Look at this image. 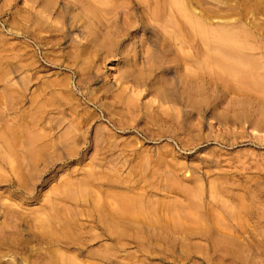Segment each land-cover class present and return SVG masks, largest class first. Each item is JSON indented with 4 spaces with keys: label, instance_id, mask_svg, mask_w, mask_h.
Returning a JSON list of instances; mask_svg holds the SVG:
<instances>
[{
    "label": "rangeland",
    "instance_id": "obj_1",
    "mask_svg": "<svg viewBox=\"0 0 264 264\" xmlns=\"http://www.w3.org/2000/svg\"><path fill=\"white\" fill-rule=\"evenodd\" d=\"M153 1L0 0V264H264V0Z\"/></svg>",
    "mask_w": 264,
    "mask_h": 264
},
{
    "label": "bare ground",
    "instance_id": "obj_2",
    "mask_svg": "<svg viewBox=\"0 0 264 264\" xmlns=\"http://www.w3.org/2000/svg\"><path fill=\"white\" fill-rule=\"evenodd\" d=\"M131 1V0H130ZM143 1V0H142ZM153 1V0H152ZM159 1V0H158ZM157 0H155V1H153V4L155 5L156 3L155 2H157V5L160 3V2H158ZM162 3H163V1L162 0H160ZM200 1V0H199ZM198 1V2H199ZM135 2V1H134ZM141 2V1H140ZM167 2H168V4H167V7H168V5H169V9L168 10H170V6H171V10H172V12H174V10L176 9V12H178V11H181V13L180 12H178V13H180V15L181 16H183V18L181 17V19H180V21H181V23L182 24H184V22H185V20H186V18L184 19V17H185V15L187 14V11L189 10V8L187 9L186 8V14H183V2H182V0H167ZM83 3V2H82ZM152 3V2H151ZM79 4V3H78ZM78 4H77V6H78ZM144 4V3H143ZM145 4H146V2H145ZM164 4V3H163ZM83 5V4H82ZM86 5V4H85ZM147 5V4H146ZM152 5V4H151ZM160 5V4H159ZM198 5V4H197ZM139 5L137 4V3H134V7H138ZM148 6H150V5H148ZM98 7V6H97ZM147 7V6H146ZM151 7V6H150ZM159 7V6H158ZM165 6H163V8H164ZM175 7H179V9L177 10V8H175ZM103 8V7H102ZM102 8H99V9H102ZM162 8V9H163ZM173 8V9H172ZM191 8V7H190ZM81 9H82V7H81ZM84 9V8H83ZM137 9V8H136ZM143 9V8H142ZM147 9H149L148 7H147ZM152 9V8H151ZM159 9H161V8H159ZM161 9V10H162ZM193 9V8H192ZM110 10H111V8H110ZM155 9H153L152 11H154ZM157 10H158V8H157ZM167 10V11H168ZM170 10V11H171ZM85 11V10H84ZM152 11L150 12L149 10L148 11H146V9H145V7H144V10L141 12V14L140 15H138L137 17H138V19H137V21H138V23L142 26V27H147L148 26V20H149V17H148V15L151 17V18H156V19H160V17H159V14L157 15L156 14V12L154 13H152ZM185 11V10H184ZM176 12H174L175 14H176ZM125 13H127V12H125ZM130 13L131 12H129V15H130ZM157 13H158V11H157ZM185 13V12H184ZM188 13H190V11H188ZM194 13L195 12H193V10H192V14L194 15ZM87 14H88V12H87ZM98 14V13H97ZM191 14V13H190ZM196 14V13H195ZM84 15H85V13H84ZM132 15V14H131ZM155 15V16H154ZM87 16V15H86ZM165 15H163V17H164ZM196 16H197V14H196ZM90 17V16H89ZM180 17V16H179ZM194 18H195V15L193 16ZM194 18H190V19H192V21H191V24H187V27H188V25H191L192 26V28L194 29V31H195V33L196 34H194V36H192V38H194V40H193V42H195V45H196V43L198 44V43H200L201 41H200V39H198V41H196L195 40V38L197 37L198 38V36H199V38H201V36L203 37V35L202 34H204V33H202V24H201V22H199L197 19H194ZM131 19V18H130ZM129 19V20H130ZM133 19V18H132ZM135 19V18H134ZM175 19V18H174ZM184 19V20H183ZM188 19V18H187ZM125 20V19H124ZM126 20H128L127 18H126ZM161 21H162V19H161ZM209 21V20H208ZM132 22V21H131ZM135 21L133 20V23H134ZM173 22V21H172ZM186 22H188V23H190L189 22V19H188V21H186ZM180 23V24H181ZM135 24H136V22H135ZM139 25V26H140ZM170 25H171V20H169V19H167L166 21H165V24H164V26H165V28H167L168 26L170 27ZM173 25H175V24H173ZM133 26H135V25H133ZM137 26V25H136ZM180 27H181V25H180ZM182 27H184V28H187L185 25H183ZM139 28V27H138ZM190 28V27H189ZM188 28V29H189ZM192 28H190L189 30L191 31L192 30V32H194L193 31V29ZM206 28V27H205ZM184 31V30H183ZM206 31H207V29H206ZM209 31V30H208ZM229 31V30H228ZM165 32V31H164ZM169 32V31H168ZM214 32V31H213ZM230 32V31H229ZM177 33H180V32H177ZM209 34V33H208ZM215 34V33H214ZM183 35V34H182ZM224 35V34H223ZM181 36V35H180ZM207 35H205V37H206ZM213 36V35H212ZM215 36V35H214ZM214 36H213V38H214ZM217 36V35H216ZM221 36V35H220ZM189 37V36H188ZM204 37V38H205ZM185 38H187V36L185 37ZM212 37L210 38L209 37V35H208V37L206 38V39H203V42H206V43H210V45H211V48H217L218 47V50L219 49H221V50H225V51H229V52H231V51H234L235 50V48H236V46H234V42H233V37L232 36H227V37H225L224 38V40H225V42L224 43H219V45L216 43V41L213 39ZM179 42H180V44L182 45V47H186L187 46V42L184 40V37H179ZM189 39V38H188ZM86 40H88V38H86ZM208 41V42H207ZM89 43V42H88ZM205 43V44H206ZM180 44H178L177 43V45H179L180 46ZM207 46L209 45V44H206ZM248 48V47H247ZM201 49V48H200ZM242 49H245L246 50V48L245 47H243ZM220 50V51H221ZM216 51V50H215ZM219 54H220V52H219ZM48 59H49V57H48ZM227 62V61H226ZM226 64V63H225ZM230 67V66H229ZM15 104V103H14ZM28 117V116H27ZM30 117V116H29ZM29 121V120H28ZM27 121V122H28ZM35 121V120H34ZM30 122V121H29ZM31 122H32V119H31ZM28 123H26V125H27ZM30 125V124H29ZM35 125V124H34ZM33 125V126H34ZM20 127H23L22 126V124H21V126ZM19 127V128H20ZM21 129V128H20ZM27 129H28V127H27ZM32 129V128H31ZM30 129V130H31ZM23 130V129H22ZM11 132V131H10ZM23 132V131H22ZM10 134H13V133H10ZM19 134V133H18ZM30 134V133H29ZM28 134V135H29ZM32 134V133H31ZM13 136H14V134H13ZM7 138V139H6ZM11 138H12V136H11ZM10 138V136H6L5 137V139L6 140H8L9 141V139H11ZM14 140L16 141L17 139H15V137H14ZM44 143V142H43ZM40 145V144H39ZM38 146V145H37ZM41 146V145H40ZM44 146V145H43ZM39 147V146H38ZM42 147V146H41ZM3 150V149H2ZM5 150V149H4ZM33 150V149H32ZM31 150V151H32ZM4 152V151H3ZM0 153H2V152H0ZM31 153V152H30ZM33 153V152H32ZM31 153V154H32ZM16 156V155H15ZM10 157V156H9ZM35 157H36V154H35ZM1 158V157H0ZM11 158V157H10ZM4 162V161H3ZM15 168V167H14ZM20 168V167H19ZM18 182V181H17ZM9 188V187H8ZM248 216V215H247ZM236 220V219H235ZM237 222V221H236ZM46 226V225H45ZM238 227H234L233 229L234 230H232V231H235V228H236V230H237V232H240V231H243V230H245V229H242V228H244V227H240L239 228V224L237 225ZM241 226V225H240ZM217 227V226H216ZM195 228V229H190V230H187V231H191V233H193V234H196V235H204V236H209V235H213V236H224V238L225 239H227L226 237H228L229 235H232L231 234V232H227L226 230H224V229H226L225 227L223 228V229H221V228ZM230 227V226H229ZM233 227V226H232ZM189 228V227H188ZM231 228V227H230ZM245 232V231H244ZM229 234V235H228ZM245 235V234H244ZM212 236V237H213ZM246 236V235H245ZM235 237H237V236H235ZM239 237V236H238ZM209 238V237H208ZM220 238H222V237H220ZM224 238H223V240H224ZM229 238V237H228ZM213 239V238H212ZM217 239V238H216ZM239 239V238H238ZM222 240V241H223ZM218 241V240H217ZM228 242V241H227ZM216 246V245H215ZM219 248H221V247H219ZM215 251H217V250H215ZM218 251H220L219 249H218ZM257 252V251H256ZM238 253V252H237ZM240 253V252H239ZM262 253V252H261ZM240 255V254H239ZM233 256H236V252H235V255L233 254ZM232 256V257H233ZM240 257V256H239ZM234 258H237V257H234ZM103 260V259H102ZM237 260H238V258L237 259H235V261H236V263L235 264H237ZM240 260V259H239ZM233 261V260H232ZM242 261V260H241ZM240 261V262H241ZM234 262V261H233ZM242 263H243V261H242ZM238 264H239V262H238Z\"/></svg>",
    "mask_w": 264,
    "mask_h": 264
}]
</instances>
